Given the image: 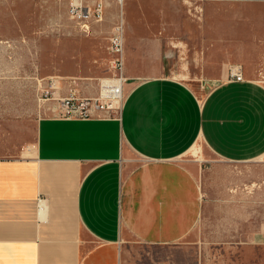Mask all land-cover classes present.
<instances>
[{
  "label": "crops",
  "instance_id": "crops-1",
  "mask_svg": "<svg viewBox=\"0 0 264 264\" xmlns=\"http://www.w3.org/2000/svg\"><path fill=\"white\" fill-rule=\"evenodd\" d=\"M124 4L106 11L120 7L126 33ZM132 56L120 118H42L36 154L0 158V264H129L136 247L180 249L201 214L198 160L264 154V85L230 80L225 65L199 87L140 77Z\"/></svg>",
  "mask_w": 264,
  "mask_h": 264
},
{
  "label": "rangeland",
  "instance_id": "rangeland-1",
  "mask_svg": "<svg viewBox=\"0 0 264 264\" xmlns=\"http://www.w3.org/2000/svg\"><path fill=\"white\" fill-rule=\"evenodd\" d=\"M202 6L194 17L181 1L125 0L130 70L140 77L159 71L199 87L221 78L222 66L241 64L246 80L264 85V0ZM68 7L69 0H0V158L36 154L39 123L51 117L40 113V99L53 81L60 95L73 87L90 96L108 74L120 7H109L90 32L69 18ZM192 151L205 159L200 146ZM198 167L202 209L184 247H136L129 264H264V154L250 161L213 156Z\"/></svg>",
  "mask_w": 264,
  "mask_h": 264
},
{
  "label": "built area",
  "instance_id": "built-area-1",
  "mask_svg": "<svg viewBox=\"0 0 264 264\" xmlns=\"http://www.w3.org/2000/svg\"><path fill=\"white\" fill-rule=\"evenodd\" d=\"M110 0H69L68 16L82 30L90 32L92 23L104 20ZM121 5L125 0H116ZM174 1V0H171ZM188 6L194 17L203 12L205 0H180ZM125 26L120 14L109 36L107 51L108 74L98 78V91L85 96L77 89L70 88L66 95L58 94L55 81L43 90L40 99V113L51 117L69 119L120 118L125 102V85L128 77L125 73ZM228 77L233 81H244V68L241 64L229 66ZM72 82L77 79L70 78Z\"/></svg>",
  "mask_w": 264,
  "mask_h": 264
}]
</instances>
